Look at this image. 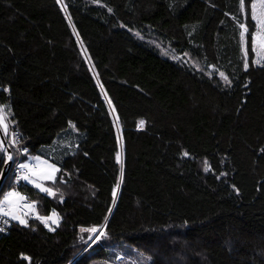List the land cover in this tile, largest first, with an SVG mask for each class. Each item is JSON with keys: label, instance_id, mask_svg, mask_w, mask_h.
Here are the masks:
<instances>
[{"label": "trees", "instance_id": "trees-1", "mask_svg": "<svg viewBox=\"0 0 264 264\" xmlns=\"http://www.w3.org/2000/svg\"><path fill=\"white\" fill-rule=\"evenodd\" d=\"M62 1L0 0L10 132L26 159L77 138L55 196L21 186L42 214L55 211L56 231L16 221L0 264H112L123 252L148 264H264V61L250 0L247 19L240 0ZM4 164L0 153V173ZM93 227L105 233L95 242L81 231Z\"/></svg>", "mask_w": 264, "mask_h": 264}, {"label": "snow or ice", "instance_id": "snow-or-ice-1", "mask_svg": "<svg viewBox=\"0 0 264 264\" xmlns=\"http://www.w3.org/2000/svg\"><path fill=\"white\" fill-rule=\"evenodd\" d=\"M57 3H62V0H57ZM240 9L241 12L244 13L245 19L248 18L249 11L245 8V0H240ZM111 11V9H109ZM250 18L254 22V32L251 34V47L254 53L257 55H260L261 58H264V0H250ZM235 19V17H233ZM239 27L241 29L240 37L241 41L244 44V53L245 56L248 55V27L246 23H240ZM256 63H259V60L256 61ZM249 67L247 61L244 63V68L247 70ZM221 77L224 78L226 83H230L228 78L224 76L223 73H220ZM6 107L4 105H0V130L3 131L4 135H8V128L9 125L6 123L7 120V112ZM144 122L141 121L140 124L142 125ZM13 137H15V133L12 134ZM17 143L16 139L13 138L11 141L12 145H15ZM26 151V149H25ZM0 153H3L6 156V161H11L13 159L12 155L9 154L8 148L5 147V140L0 139ZM185 156L188 155L187 152L184 153ZM120 157L119 154H117V160L119 161ZM5 161V162H6ZM20 169H23L25 174L23 176H18L17 180L24 179L29 181L30 183H33L34 186L39 189L41 192L47 193L48 195L55 196V193L52 191L51 188L45 187L43 184V181L45 180H54L55 179V173L59 171L55 167V165L47 164V162L43 163V166L40 168H34L28 164H20L18 166ZM209 169L206 167L205 171H208ZM123 176V172L121 171V178ZM120 187L119 184L116 185V188L118 189ZM116 195V192L113 191V196ZM115 202V201H114ZM25 209H28L29 211H32L35 209V204H28L26 203V198L22 195H20L16 191H9L6 192L3 196V199H0V217H11L13 220L18 221L21 225L27 226V220L24 218L26 215ZM111 209H109V212ZM54 217H57V214L55 211H53L52 216L50 217H41L37 215V219L42 220L46 225L48 224L49 220H53ZM53 222H58V218L54 220ZM4 223L7 224L8 221L4 220ZM5 229L0 228V232L4 231ZM82 232H89V233H99V235L96 236V239H99L100 236L105 235L103 231L100 229H97L95 227L88 228V229H81ZM29 259V258H25Z\"/></svg>", "mask_w": 264, "mask_h": 264}, {"label": "rangeland", "instance_id": "rangeland-1", "mask_svg": "<svg viewBox=\"0 0 264 264\" xmlns=\"http://www.w3.org/2000/svg\"><path fill=\"white\" fill-rule=\"evenodd\" d=\"M243 45V49H244V44L242 43ZM259 60V63H256V61ZM254 61L256 63V65H261L264 61V58H261L260 55H257L255 53V58H254ZM1 105V104H0ZM4 106H7L6 107V112H7V120H6V123L9 125V116H10V113H11V110H10V107L8 105H4ZM71 130H74L73 133L75 132L76 135L78 136V138L81 136H83L82 133L78 132L74 127H70L69 128V131L71 132ZM10 132V126L8 128V133ZM77 139V138H76ZM76 139L73 140V139H70V140H67V138H63L61 139L60 137H57L55 139V141L51 144V145H47L45 147H43L38 153L36 154H29L27 159L31 162L34 163V165L37 167V168H40L41 166H43V163L44 162H47V164H51V165H55V167L57 169H59V171H57L55 173V179L54 180H45L43 181V184L45 187H48V188H51L52 191L54 192L53 188L50 186V182H55L56 179H57V176L60 172V163L61 161L68 155H70L71 153H73V150L74 148L76 147ZM24 183L29 185V186H32L34 188H36L34 186L33 183H30L29 181L27 180H24ZM37 189V188H36ZM14 189H11L10 191H13ZM39 190V189H37ZM40 191V190H39ZM41 192V191H40ZM44 193V192H42ZM55 193V192H54ZM47 194V193H45ZM48 195V194H47ZM51 196V195H50ZM52 216V215H50ZM49 216V217H50ZM58 217H54L53 220H50L49 223H54L56 224L57 222H53L54 220H56ZM100 229L101 231H103V229L100 227L98 228ZM99 235V233H93L92 234V240L93 242L97 241L98 239H96V236ZM124 254H120L117 258H116V261L112 262V264H125L126 261L124 262H120L122 260H127V261H131L132 264H148L150 263L151 261V258L144 254V253H141V254H138V255H135L137 257V259H135V256H134V259L133 258H130V256H127V254L125 252H123ZM126 255V258L123 259Z\"/></svg>", "mask_w": 264, "mask_h": 264}, {"label": "built area", "instance_id": "built-area-1", "mask_svg": "<svg viewBox=\"0 0 264 264\" xmlns=\"http://www.w3.org/2000/svg\"><path fill=\"white\" fill-rule=\"evenodd\" d=\"M13 133H15V137H13ZM15 138L17 143L15 145L11 144L12 139ZM7 139V138H6ZM9 146L11 147L14 155V161L12 168L10 170V173L8 175V178L6 180V189L4 190L2 196H0V199H3V196L6 192H9L11 189H14V191L18 192L20 195L24 196L26 198V203L28 204H35V209L32 211H29L28 209H25L26 215L24 218L26 220H37L43 224V226L49 230V231H56V228L54 227L53 223H49L46 225L42 220L37 219V215L41 217H49L48 215L42 214L39 208V205L35 202L32 195L28 191L21 190V186L24 183V179L17 180L18 176H23L25 174L23 169H20L18 166L20 164H28L34 168H37L34 163L28 161L26 159V156L28 154L27 148L21 147V139H20V131L19 130H13L10 132V135L7 139ZM26 149V151H25ZM8 181V183H7ZM4 220H7L8 223L5 224ZM50 221V220H49ZM16 220H13L11 217H0V228L5 229L4 231L0 232V236L7 235L9 231L12 229L13 225L15 224Z\"/></svg>", "mask_w": 264, "mask_h": 264}, {"label": "water", "instance_id": "water-1", "mask_svg": "<svg viewBox=\"0 0 264 264\" xmlns=\"http://www.w3.org/2000/svg\"><path fill=\"white\" fill-rule=\"evenodd\" d=\"M61 4L64 7L63 1H62ZM0 139L5 140V147L8 148L9 154H11L12 157H13V159L11 161H6V156H5V161L6 162H5L4 167H3V169H2V171L0 173V193H1V191H2V189L4 187V185H5V182H6L7 178H8V175L10 173V170L12 168L13 161H14V155H13V151H12L11 147L8 144L6 136L4 135L2 130H0Z\"/></svg>", "mask_w": 264, "mask_h": 264}]
</instances>
